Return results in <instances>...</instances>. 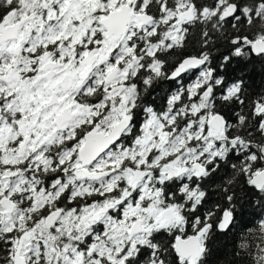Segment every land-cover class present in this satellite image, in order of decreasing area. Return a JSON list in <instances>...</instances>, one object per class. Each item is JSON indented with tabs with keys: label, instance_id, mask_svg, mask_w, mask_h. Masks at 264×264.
Listing matches in <instances>:
<instances>
[{
	"label": "snow or ice",
	"instance_id": "6c2138e0",
	"mask_svg": "<svg viewBox=\"0 0 264 264\" xmlns=\"http://www.w3.org/2000/svg\"><path fill=\"white\" fill-rule=\"evenodd\" d=\"M0 264H264V0H0Z\"/></svg>",
	"mask_w": 264,
	"mask_h": 264
}]
</instances>
